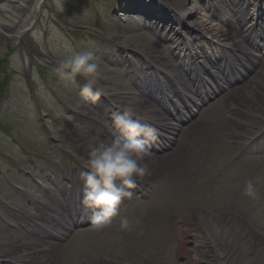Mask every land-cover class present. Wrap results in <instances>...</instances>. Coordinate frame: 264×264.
Masks as SVG:
<instances>
[{
  "label": "rangeland",
  "instance_id": "374dc122",
  "mask_svg": "<svg viewBox=\"0 0 264 264\" xmlns=\"http://www.w3.org/2000/svg\"><path fill=\"white\" fill-rule=\"evenodd\" d=\"M113 1L30 0L28 11L14 25L11 37L0 45V264L6 260L10 264H197L188 244L189 236L197 234L199 221L206 217L234 221L264 243V154L256 159L247 158L242 164L235 163L227 176H221L222 166L230 164L239 147L224 134L223 128L228 122L221 113L222 107L228 101L247 107L243 108L245 112H236V116L252 123L259 131L264 130V106L261 108L253 98H247L244 91L236 96L228 91L211 109L218 126L201 127L195 136L201 167L188 144L183 147L187 149L178 165L177 159L170 165H155V171H150L145 180L152 181L158 190L147 196L148 201L138 200L125 206L130 233L120 224L102 231L91 226L67 235L57 253L51 254L54 257L50 263L45 262V255L39 260L35 257L39 251L30 253L33 250L30 240L54 241L47 231L26 233L22 229L35 228L36 224L44 227L56 224L44 218L45 207L30 203L47 204L50 197L60 195L50 185L54 176L49 177L43 171V164L52 171L57 168L61 174H68L75 168L69 153L78 158L77 162L86 156L79 142L80 135L92 140L78 124L83 119L78 115L85 102L80 98L82 78L65 83L54 71L58 62L70 54L66 46L71 45L75 52L95 51L92 45L95 47L98 43H89L100 40L102 35L95 34L97 37L93 35L92 39L84 34L88 29H95L112 38L111 43H117L111 44L112 49L144 53L150 62L173 65L167 58V45L159 38L139 31L130 16L120 14V18L128 20L127 24L112 16ZM196 6L191 1L188 9ZM199 23L208 35L223 34L221 28V35L213 32L202 16L193 15L187 20L195 29ZM127 56L131 60V55ZM116 61L119 62L110 65L100 58L98 86L103 87L107 96L123 102L118 98L131 88L123 82L128 60L116 58ZM260 71L256 77L263 84L254 83L249 88L256 95L264 91V65ZM125 101L132 105L130 100ZM138 104L140 109H146L143 103ZM45 120L56 124L51 132ZM210 129L214 136L217 134L215 137L222 138L217 143ZM237 139L240 145L245 141L241 137ZM214 148L219 151L217 159L211 156ZM217 178L223 183L213 188ZM249 179L256 185V199L242 194ZM29 189L34 192L32 197L27 193ZM221 193L229 205L219 201ZM152 223L155 227L163 224L153 237L151 231H144Z\"/></svg>",
  "mask_w": 264,
  "mask_h": 264
},
{
  "label": "clouds",
  "instance_id": "9594fccd",
  "mask_svg": "<svg viewBox=\"0 0 264 264\" xmlns=\"http://www.w3.org/2000/svg\"><path fill=\"white\" fill-rule=\"evenodd\" d=\"M69 55L63 57L54 71L60 81L75 83L82 78L80 95L96 103L101 96L107 97L102 86H98L100 58L94 51L75 52L66 46ZM83 115L84 113L81 112ZM51 132L56 127L54 121L45 120ZM111 128L118 135L111 138L93 137L86 156L80 158V178L84 190L81 200L83 209L91 212V225L102 231L113 224L119 216L120 206L130 200L133 190L148 175L145 161L150 155V146L158 137V130L145 125L129 108L111 114ZM245 197L256 199L258 193L252 179L245 181ZM121 228L128 227L126 218L120 220Z\"/></svg>",
  "mask_w": 264,
  "mask_h": 264
},
{
  "label": "bare ground",
  "instance_id": "6f19581e",
  "mask_svg": "<svg viewBox=\"0 0 264 264\" xmlns=\"http://www.w3.org/2000/svg\"><path fill=\"white\" fill-rule=\"evenodd\" d=\"M29 1L0 0V45L6 43L11 37L14 25L23 18L21 15L28 11ZM189 3V0L174 1L178 11H184L187 15L192 16L193 9H188ZM193 15L195 16V13ZM195 26L197 29H203L202 23ZM258 83L263 84L262 81H258ZM244 92L263 108L264 91L256 95L250 89L244 88ZM132 103L139 108L140 104L136 100ZM244 108L247 109V107ZM146 111L152 113L151 108L146 109ZM234 122L236 123L237 120L234 119ZM80 136L82 139L79 142H82V151L87 153L88 147L93 141L84 135ZM164 162L167 161L147 157L145 166L148 174L150 171H155L153 169L155 165ZM27 193L33 195L30 190ZM55 214L56 216L59 215L58 212ZM204 219L206 220H200L198 223L197 234L189 236L188 244L191 245V249L196 255L197 264H264V243L259 238L248 233L246 229L234 221L218 220L214 217ZM59 236L58 243L64 237L61 234ZM180 241L181 244L182 240ZM30 242V248L33 249L30 253L39 251V254L42 255L37 254L35 257L39 260L44 258L43 255H45L47 257L45 262L48 263L53 261L54 256L51 254L57 253L60 247L59 244L47 242L46 240H30Z\"/></svg>",
  "mask_w": 264,
  "mask_h": 264
}]
</instances>
